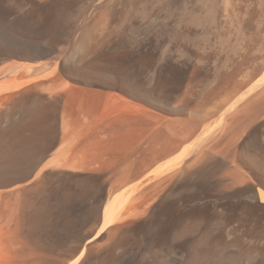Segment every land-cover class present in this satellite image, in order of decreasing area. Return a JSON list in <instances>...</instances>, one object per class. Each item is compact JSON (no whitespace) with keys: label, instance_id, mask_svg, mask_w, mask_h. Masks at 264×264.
Masks as SVG:
<instances>
[{"label":"bare ground","instance_id":"obj_1","mask_svg":"<svg viewBox=\"0 0 264 264\" xmlns=\"http://www.w3.org/2000/svg\"><path fill=\"white\" fill-rule=\"evenodd\" d=\"M0 66V264H264V0H0Z\"/></svg>","mask_w":264,"mask_h":264},{"label":"rangeland","instance_id":"obj_2","mask_svg":"<svg viewBox=\"0 0 264 264\" xmlns=\"http://www.w3.org/2000/svg\"><path fill=\"white\" fill-rule=\"evenodd\" d=\"M1 67V66H0ZM44 95L46 94V92H44L43 93ZM20 108L18 107H13L11 110H10V113H9V116H10V118L12 119H14V118H16V116H18V114L20 113V110H19ZM107 179H109V175H107Z\"/></svg>","mask_w":264,"mask_h":264}]
</instances>
